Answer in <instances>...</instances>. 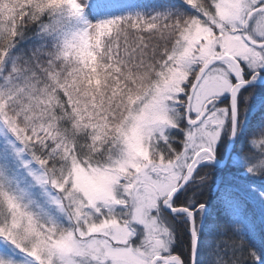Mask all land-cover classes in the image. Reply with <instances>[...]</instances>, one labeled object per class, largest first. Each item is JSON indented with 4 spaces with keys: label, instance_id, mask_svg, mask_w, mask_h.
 <instances>
[{
    "label": "snow or ice",
    "instance_id": "1",
    "mask_svg": "<svg viewBox=\"0 0 264 264\" xmlns=\"http://www.w3.org/2000/svg\"><path fill=\"white\" fill-rule=\"evenodd\" d=\"M0 264H264V0H0Z\"/></svg>",
    "mask_w": 264,
    "mask_h": 264
},
{
    "label": "trees",
    "instance_id": "2",
    "mask_svg": "<svg viewBox=\"0 0 264 264\" xmlns=\"http://www.w3.org/2000/svg\"><path fill=\"white\" fill-rule=\"evenodd\" d=\"M130 2H134V0H130Z\"/></svg>",
    "mask_w": 264,
    "mask_h": 264
}]
</instances>
